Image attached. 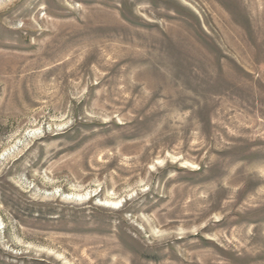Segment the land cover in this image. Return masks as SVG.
Returning a JSON list of instances; mask_svg holds the SVG:
<instances>
[{
	"label": "rangeland",
	"instance_id": "1",
	"mask_svg": "<svg viewBox=\"0 0 264 264\" xmlns=\"http://www.w3.org/2000/svg\"><path fill=\"white\" fill-rule=\"evenodd\" d=\"M0 264H264V0H0Z\"/></svg>",
	"mask_w": 264,
	"mask_h": 264
}]
</instances>
